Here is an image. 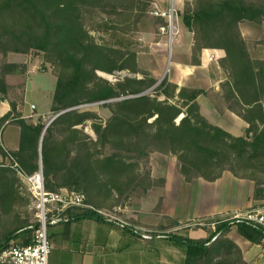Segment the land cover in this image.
Segmentation results:
<instances>
[{"label":"trees","instance_id":"obj_1","mask_svg":"<svg viewBox=\"0 0 264 264\" xmlns=\"http://www.w3.org/2000/svg\"><path fill=\"white\" fill-rule=\"evenodd\" d=\"M149 1L0 0L1 97L7 96L6 75L20 68L6 62L7 55L35 51L56 77L51 111L68 109L46 127L40 150L46 125L41 116L36 121L24 118L10 102V111L0 118V127L7 122L20 129L18 149L0 147V155L26 174L37 171L41 160L46 190L82 192L85 202L96 207L126 203L133 195L163 185V179H152L145 167L153 152L174 155L185 181H213L224 170L264 175V60L251 55L239 28L243 21L264 22V0H189L179 15L192 33V64L198 63L202 49L224 52L219 63L227 78L220 83L221 97L225 107L247 124L244 136H232L201 115L196 98L203 90L178 88L165 75L143 93L157 79L138 66L132 34ZM155 23L166 25L162 18ZM121 71L134 76H118L112 83L98 74ZM115 98L122 99L107 102ZM97 102L110 111L104 122L97 113L77 108ZM86 122L95 138L85 133ZM66 214L75 220L101 221L81 208ZM31 225L21 221L12 231L16 235L9 233L0 248L31 234ZM232 226L251 242L264 239L259 228L228 221L217 222L206 238L171 233L166 238L179 242L182 264H247L227 237Z\"/></svg>","mask_w":264,"mask_h":264},{"label":"crops","instance_id":"obj_2","mask_svg":"<svg viewBox=\"0 0 264 264\" xmlns=\"http://www.w3.org/2000/svg\"><path fill=\"white\" fill-rule=\"evenodd\" d=\"M185 1L189 0L173 2L178 20V33L173 36L171 41L169 39L171 44L174 39L175 53L173 65L167 78L170 82L175 83L178 88L188 87L203 90L204 92L196 98L201 115L208 122L220 127L232 136H244L247 124L225 107L221 97L220 83L227 78L219 63L220 59L224 57V52L219 49H202L197 55L198 63L192 64L191 62L192 33L185 29L179 16ZM153 3L162 10H167L171 7L172 0H150L147 13H150ZM156 18H162L166 23L165 19L160 16H154V22ZM156 26L160 28L163 25L156 23ZM239 28L251 53L246 37L250 30L260 31L261 25L243 21L239 23ZM252 41L260 43L256 46L259 54L254 56L251 53V55L254 58L264 60V50L260 54V46L264 42L254 39ZM160 43L161 40H156L155 45ZM21 55L10 53L6 57V62L19 64L13 60ZM11 58H13L12 61H10ZM20 68L6 75L7 96L2 98L0 95V118L10 111V102L16 104V110L24 118H30L34 111L39 114L46 111V109L38 110L27 95V82L31 75H36L38 72L29 69L24 72ZM27 107L31 109V113L26 112ZM50 108L51 105L47 109ZM0 131L3 132L2 139L5 141L4 144L0 140V147L5 151L17 150L20 137L19 127L6 122L0 127ZM91 137L95 138V135H91ZM140 167L142 170V163H140ZM145 167L152 179H163V185L153 186L144 194L133 195L129 197L126 203L138 213L141 223L154 227L151 229L171 231L173 232L171 234L177 237L202 239L215 229L217 222L250 207L264 204L263 174H258V177L255 174L253 177H248L235 175L229 170H224L213 181L203 178L185 181L180 174L179 164L175 156L158 152L149 155ZM20 179L15 169L11 167L10 158H3L0 155V244L5 242L6 236L18 227L21 221L27 220L21 217L18 208V201L21 198L19 193ZM257 188L258 191L256 192ZM156 206H159L158 212L155 211ZM198 219L206 222L208 227L194 233H188V235L177 232L185 224ZM50 228L52 231L48 237L51 250L48 256V264L183 263L184 252L175 238L143 239L135 231L119 229L102 220L93 221L89 218L77 220L72 218L68 224L61 223ZM14 235L16 232H12V236ZM227 237L240 249L244 262L247 264H264V239L259 242H251L239 234L235 226L230 228ZM31 239L32 233L19 236L10 242L28 244ZM10 242L9 244H11ZM55 253H57L56 257Z\"/></svg>","mask_w":264,"mask_h":264},{"label":"built area","instance_id":"obj_3","mask_svg":"<svg viewBox=\"0 0 264 264\" xmlns=\"http://www.w3.org/2000/svg\"><path fill=\"white\" fill-rule=\"evenodd\" d=\"M172 0L171 7L162 10L153 3L150 13L163 17L166 25L160 27L162 33L167 32L170 41L178 33L177 15ZM29 193V206L33 211L34 222L32 239L28 244L11 243L0 248V264H48L51 243L48 229L72 219L66 211L81 208L100 220L137 232L143 239L154 237L165 238L164 231L141 227L137 220L127 214V203H119L112 207H96L85 202L82 192L60 188L49 191L44 188L43 177L39 169L32 174H26L16 162L11 164ZM223 221L230 223H246L262 230L264 234V204L250 207L243 212H237Z\"/></svg>","mask_w":264,"mask_h":264},{"label":"rangeland","instance_id":"obj_4","mask_svg":"<svg viewBox=\"0 0 264 264\" xmlns=\"http://www.w3.org/2000/svg\"><path fill=\"white\" fill-rule=\"evenodd\" d=\"M260 25H261L260 31L256 29L254 31L250 30V33L246 37L249 43V46L251 48V53L254 56L256 54H259L257 53L258 49H256V46L260 42H253L252 40L253 39L255 41L261 40L264 42V22L261 23ZM138 27L139 29L135 33L132 34V37H133L132 41L137 51V63L140 66V68L147 70L152 76H155V78L158 81L161 79L165 70H166L165 75L167 76L169 71L172 68L173 56L175 53L174 39L171 44L169 41L168 33L167 32L161 33L160 28H158V26H156V23L154 22V16H152L150 13L146 12L145 15L141 17L138 23ZM91 34L94 35L95 37L98 36V34L94 31H91ZM156 40H161L160 44L161 45L163 44V46H160V44L155 45ZM263 48H264V44H261L260 54H262V51L264 50ZM12 59L13 58H11L10 61H12ZM14 59L15 60H13V62H18L21 67L20 69H23L24 72H27L28 69L30 71L32 70V71L38 72L36 75H31L27 82V87H28L27 95H28V98L32 101V103L36 105V108L38 110L46 109V111L41 114L37 113L36 111L34 112L32 111L33 113H31L30 112L31 109L27 107L26 112H30L31 114H33L30 118H28V119H31V121H36L37 118L41 116L43 121L47 123L49 119L55 114L53 111H51V108L47 109L50 107V105H52V95H53V91L56 85V77L53 74L52 68L50 67L49 64L45 65L43 63V60L40 54L35 51L29 52L27 54H22L21 56L17 58L15 57ZM98 74L108 79L112 83L117 80L118 76L131 75V74H128L126 71L116 72L115 74H106V73L98 72ZM131 76H134V75H131ZM137 77H139V74L137 75ZM101 104L102 102L83 104V105H79L77 108H79L80 110H89V111H93L97 113L100 119L102 120V122H104L108 118L109 110L107 108H103ZM83 129L85 133L89 134L90 136L94 135L93 131L90 128V122H86L83 126ZM2 138H3V132L0 131V140L5 144V141ZM20 181L21 183H20L19 193H20L21 198L18 201V204H19L18 208L20 211V215L24 219H27L28 223H33L34 216H33V211L29 207V198H28L29 193L26 190L27 188L21 179ZM127 207H128L127 208L128 216H131L133 219L137 220L138 224L141 227L150 228V229L154 228L152 226H148V225L141 223L137 215L138 213L134 211L128 204H127ZM92 220L96 221L94 219ZM115 227L122 229L121 227H118V226H115ZM206 227H208L206 225V222L198 219L195 221H191L188 224H185L183 227L177 230V232L179 233L182 232L188 235V233H194L195 231H200V229H203ZM88 230H91V229H88ZM154 230H159V229L156 228ZM51 231L52 229L49 228L48 235L50 234ZM159 231H162V230H159ZM164 232L167 233L168 235L169 233H173L171 231H164ZM210 233H208V235ZM10 243H13V242H10ZM56 256H57V253H55V257Z\"/></svg>","mask_w":264,"mask_h":264},{"label":"water","instance_id":"obj_5","mask_svg":"<svg viewBox=\"0 0 264 264\" xmlns=\"http://www.w3.org/2000/svg\"><path fill=\"white\" fill-rule=\"evenodd\" d=\"M165 74H166V70L164 71V73H163L161 79L158 80V81H157V82H156V83H155L150 89L144 91L143 93H147L149 90H151L152 88H154V87H155V86H156V85H157V84L163 79V77L165 76ZM143 93H141V94H143ZM120 99H122V98L110 99V100H108L107 102H112V101H116V100H120ZM66 110H68V109H66ZM66 110L59 111L58 113L54 114V115L49 119V121L46 123V125L44 126L43 131H42V133H41L40 142H39V150H40V145H41L42 135H43L44 130L46 129V127L51 123L52 120H54L58 115H60L61 113H63V112L66 111ZM39 171H40L41 174H42L41 160H39Z\"/></svg>","mask_w":264,"mask_h":264}]
</instances>
